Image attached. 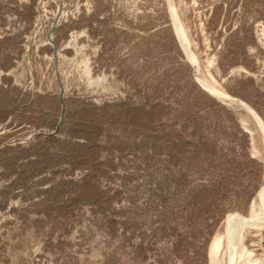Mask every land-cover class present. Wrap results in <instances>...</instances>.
<instances>
[{"label": "rangeland", "instance_id": "obj_1", "mask_svg": "<svg viewBox=\"0 0 264 264\" xmlns=\"http://www.w3.org/2000/svg\"><path fill=\"white\" fill-rule=\"evenodd\" d=\"M259 121L264 0H0V264H227Z\"/></svg>", "mask_w": 264, "mask_h": 264}, {"label": "bare ground", "instance_id": "obj_2", "mask_svg": "<svg viewBox=\"0 0 264 264\" xmlns=\"http://www.w3.org/2000/svg\"><path fill=\"white\" fill-rule=\"evenodd\" d=\"M182 45L186 46V43L182 41ZM199 84L207 91H215V89L202 80H199ZM260 124L264 130L263 124L261 122ZM258 198L256 203H252L250 212L246 218H242L236 214L229 216L226 233L223 237H217L212 244L214 254L212 255V259H216L215 256L221 252V255L226 256L227 264H257V260H253L250 257L252 253L245 248L244 238L246 232H249V230L260 231L262 229L264 223V182L259 191Z\"/></svg>", "mask_w": 264, "mask_h": 264}, {"label": "water", "instance_id": "obj_3", "mask_svg": "<svg viewBox=\"0 0 264 264\" xmlns=\"http://www.w3.org/2000/svg\"><path fill=\"white\" fill-rule=\"evenodd\" d=\"M54 27H55V23L52 24L51 29H50V31H49L48 34H47V39H48L49 41H51L50 33H51V31L54 29ZM54 54H55V48H54ZM194 74H195V72L193 71V75H194ZM59 85H60L59 99H60V101L62 102V100H61V97H62V87H61V84H60V83H59Z\"/></svg>", "mask_w": 264, "mask_h": 264}]
</instances>
